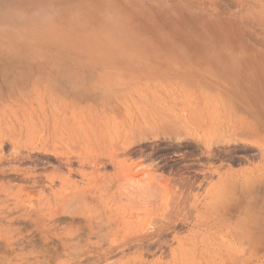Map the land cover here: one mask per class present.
I'll list each match as a JSON object with an SVG mask.
<instances>
[{
    "label": "rangeland",
    "instance_id": "374dc122",
    "mask_svg": "<svg viewBox=\"0 0 264 264\" xmlns=\"http://www.w3.org/2000/svg\"><path fill=\"white\" fill-rule=\"evenodd\" d=\"M0 85V264H264V0H0Z\"/></svg>",
    "mask_w": 264,
    "mask_h": 264
},
{
    "label": "bare ground",
    "instance_id": "6f19581e",
    "mask_svg": "<svg viewBox=\"0 0 264 264\" xmlns=\"http://www.w3.org/2000/svg\"><path fill=\"white\" fill-rule=\"evenodd\" d=\"M6 66V65H5ZM4 66V67H5ZM8 67V66H7ZM7 67H5V68H7ZM8 69V68H7ZM6 72V71H5ZM3 74V73H2ZM3 77H4V75H3ZM5 79V78H4ZM1 80L2 81H4L3 80V78L1 77ZM6 80V79H5ZM6 84H7V82L6 81H4ZM1 84H4L3 82L1 83ZM5 85V84H4ZM0 87H1V85H0ZM253 114V113H252ZM257 114V113H256ZM258 117V116H257ZM258 119V118H257ZM260 119H258V121H259ZM264 120V119H263ZM260 122L262 123V120H260ZM247 128H249V129H253L255 132L259 129L258 128V125L257 124H255V123H252V124H249V125H247ZM232 172H228V174H227V176L228 177H230V178H232L233 179V177L235 176V175H233V174H231ZM244 175V174H243ZM249 176V175H248ZM245 177V179H242L243 180V185H246V182H248V180H249V177ZM226 177V176H225ZM224 177V178H225ZM223 178V180L220 182V183H217V184H215V185H213V187L211 188V190L210 191H208V193H209V199H207V200H210L208 203H207V205H208V207H209V205H212V203H214L215 201H217V195L220 193V192H223V187H225L226 189L228 188V186L230 185L229 183H228V186H227V179H224ZM244 178V177H243ZM231 180V179H230ZM235 180V179H234ZM234 180H232V181H234ZM231 181V182H232ZM224 183V184H223ZM256 183H258V182H256ZM226 184V185H225ZM225 190V189H224ZM218 193V194H217ZM207 196H208V194H207ZM219 197V196H218ZM229 197V196H228ZM221 199V198H220ZM218 200H219V198H218ZM207 202V201H206ZM206 205V206H207ZM207 207V208H208ZM217 209V208H216ZM208 210V209H207ZM148 234H146V235H143V236H147Z\"/></svg>",
    "mask_w": 264,
    "mask_h": 264
}]
</instances>
